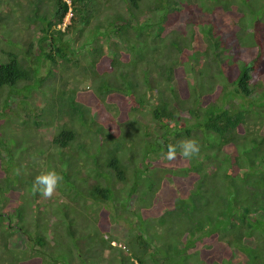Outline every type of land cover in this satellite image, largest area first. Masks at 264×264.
I'll return each instance as SVG.
<instances>
[{
	"label": "trees",
	"instance_id": "obj_1",
	"mask_svg": "<svg viewBox=\"0 0 264 264\" xmlns=\"http://www.w3.org/2000/svg\"><path fill=\"white\" fill-rule=\"evenodd\" d=\"M20 1L0 0V264H264V132L243 133L264 111V0ZM18 15L38 45L8 36ZM18 126L57 128L44 148ZM188 138L198 156L163 161ZM51 167L58 225L28 224L20 196Z\"/></svg>",
	"mask_w": 264,
	"mask_h": 264
},
{
	"label": "rangeland",
	"instance_id": "obj_2",
	"mask_svg": "<svg viewBox=\"0 0 264 264\" xmlns=\"http://www.w3.org/2000/svg\"><path fill=\"white\" fill-rule=\"evenodd\" d=\"M23 1L25 3L27 2V0H23ZM23 1H20V2H23ZM258 5H262V3H258ZM0 8H1V10H6L5 12H8V13L12 10V7L9 3L8 4L7 3L1 4ZM149 17L150 16H142V19L146 20ZM151 17H153V15H151ZM8 36L15 43L18 42V43H21L23 46L27 47L31 43L38 45V40L41 37V34H40V31L36 25L28 23L24 17L18 15L16 17V22L9 27V35ZM4 59H5V56L2 53V51L0 50V60H4ZM83 63H84V61H83ZM203 67H204L203 60H201L198 65H195L194 68L196 70H199ZM72 71H73V75H76V76L79 75V76L85 77V75L80 73V70H78L76 68H73V69L66 71L67 72L66 75L67 76L70 75V72H72ZM156 73L154 72L153 76H156ZM139 74L141 75V77H144L142 72H140ZM44 75H46V66H43L41 68V76H44ZM63 75H65V73ZM71 80H72V77H71L70 81ZM71 83H72V81H71ZM72 84L75 85L74 83H72ZM77 86H80L81 88H83L84 82L81 81ZM32 95H33V99L40 103L41 107H44L47 104V102L43 99V97L41 95H37L35 92ZM54 96L56 97L57 95H54ZM56 99H57V97L55 98V100ZM56 128L57 127H53V128L49 127L46 129L42 128L39 130V132L35 131L34 135H30L27 131L21 130L22 128L20 126H18L15 131L17 133H21L20 135L23 138V140L25 138H28V139L32 140L33 142H39V139L41 138V143H42L43 147L45 148L49 144L48 142H50V140L54 136ZM263 129H264V111L260 110L258 108H250L249 111L247 112V124L245 125L243 133L251 135L253 133H256L258 130H260L258 135L261 136L264 132ZM243 142L248 144V142L245 140H243ZM241 143H242V140H241ZM32 147H33V145L29 143L28 148L30 149ZM29 154L24 153L22 155H19V158H18L19 165H26L27 164V162H28L27 157ZM224 158L225 157H224L223 153L216 155V157H214L211 161H207V163H208L207 168H213V170H215V169H218V167H224V168L227 167L226 163H228V162H226L224 160ZM163 161L166 162L167 161L166 158H164ZM5 167L8 168V166H6V165H5ZM1 173L2 174L5 173L2 168H1ZM56 194L58 195V192H56ZM59 199H60L59 197H57V198L52 197L51 199H47V198H44L43 196H41L39 193L36 195H32L29 191H25V193L20 196V200H22L23 203H25L27 205V208H26L27 217L25 219L26 222L28 224H34L35 220L38 217H40V218L46 219V221L48 220L50 226L51 225L57 226L58 223H57L56 217L54 215L53 203L58 202ZM261 199H263V197H261ZM10 226L11 225H9V222L6 221L1 227L4 231L7 232L8 236L13 234V231H12ZM117 244H120V243H117ZM106 254H108V252ZM105 264H109V261H105ZM171 264H185V263H183V261H181V260H177V262L175 263V258H173L171 260ZM240 264H243V263L241 262Z\"/></svg>",
	"mask_w": 264,
	"mask_h": 264
},
{
	"label": "clouds",
	"instance_id": "obj_3",
	"mask_svg": "<svg viewBox=\"0 0 264 264\" xmlns=\"http://www.w3.org/2000/svg\"><path fill=\"white\" fill-rule=\"evenodd\" d=\"M71 18V10L66 15V22ZM251 66V65H249ZM179 156L184 159H192L199 155L200 144L195 138H188L177 142V144H169L167 146L166 160L174 162L177 160V151ZM16 174H20V169H16ZM64 177L56 170L55 167L42 169L33 179L32 191L39 193L47 199H51L57 192Z\"/></svg>",
	"mask_w": 264,
	"mask_h": 264
}]
</instances>
